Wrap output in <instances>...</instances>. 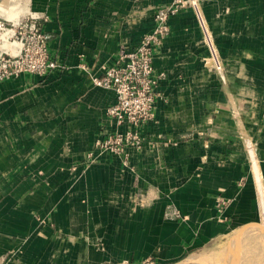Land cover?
I'll use <instances>...</instances> for the list:
<instances>
[{"label": "crops", "instance_id": "obj_1", "mask_svg": "<svg viewBox=\"0 0 264 264\" xmlns=\"http://www.w3.org/2000/svg\"><path fill=\"white\" fill-rule=\"evenodd\" d=\"M186 1L154 48L164 77L124 167L88 157L115 100L92 78L175 0H0V22L36 18L59 65L0 82V264H179L264 232V0ZM18 51L0 31V52Z\"/></svg>", "mask_w": 264, "mask_h": 264}, {"label": "built area", "instance_id": "obj_2", "mask_svg": "<svg viewBox=\"0 0 264 264\" xmlns=\"http://www.w3.org/2000/svg\"><path fill=\"white\" fill-rule=\"evenodd\" d=\"M189 4L186 0H175L174 4L158 9L151 32L134 47L120 46L115 64L106 67L100 76L92 78L94 86L113 91L115 100L106 109L112 132L95 141L89 158L95 151L107 152L117 156L127 167L129 150L143 147L138 129L152 119L156 100L154 89L164 77V74L156 75L154 71L153 51L168 36L169 19ZM0 31L9 33L19 45L16 55L0 52V82L22 74L44 77L50 71L59 69L47 50L49 37L41 31L36 18L24 17L10 25L0 22ZM227 203V200L220 199L218 209H223ZM166 214L176 216L173 209H168Z\"/></svg>", "mask_w": 264, "mask_h": 264}, {"label": "rangeland", "instance_id": "obj_3", "mask_svg": "<svg viewBox=\"0 0 264 264\" xmlns=\"http://www.w3.org/2000/svg\"><path fill=\"white\" fill-rule=\"evenodd\" d=\"M263 233L264 232H261V231H253V230H249V229L248 230H240L238 228V229L234 230L232 232V234L230 236H228L224 240V242H222L221 244L218 243L215 246L208 248V250L204 251L203 253L195 254V256L200 258V259H203V258L207 259L208 258L209 261H210V259L211 260L216 259L215 262H217V264H226L227 262L229 263V261L226 262L225 259L227 258L228 253H230V254L232 253L231 251L233 250L234 247L237 248V246H238L237 243H241V246L244 245L246 242H248L246 244H254V243H258L259 244V242L261 241L260 239H262V237L264 236ZM257 234H259V235H257ZM260 236H262V237H260ZM249 241H250V243H249ZM253 241H255V242H253ZM257 250H258V254L259 255L257 254L258 257L257 258L255 257L256 260L254 259V263L253 264H257V262L260 261L261 258H262V260H261L260 263L264 264V258H263L264 257V247H261V248H259ZM245 255L247 257L250 256V254H245ZM259 258H260V260H259ZM184 262L185 261H183L182 263H179V264H184ZM238 263H239V261H238ZM260 263L258 262V264H260Z\"/></svg>", "mask_w": 264, "mask_h": 264}, {"label": "bare ground", "instance_id": "obj_4", "mask_svg": "<svg viewBox=\"0 0 264 264\" xmlns=\"http://www.w3.org/2000/svg\"><path fill=\"white\" fill-rule=\"evenodd\" d=\"M257 235H259V234H257ZM260 237H262V236H260ZM260 240L261 241L259 242V244L258 243L246 244V243H248V242H246L244 245L241 246V243H237L238 244L237 248L234 247L233 250L231 251L232 253L231 254L228 253V256L226 258L227 260L225 259V261L226 262L229 261V263L227 262L228 264H253L254 263V259L256 260V258L259 255L257 249H259L261 247H264V236ZM253 242H255V241H253ZM249 243H250V241H249ZM245 254H250V256L247 257ZM215 260L216 259H214V260L210 259V261H209L208 258L207 259L206 258L200 259V258L196 257L195 255H191L190 257L187 258V260H185L184 264H217V262H215ZM259 260H260V258H259ZM261 260H262V258H261ZM261 260L258 261V262L260 263ZM238 261H239V263H238ZM258 262H257V264H258Z\"/></svg>", "mask_w": 264, "mask_h": 264}]
</instances>
